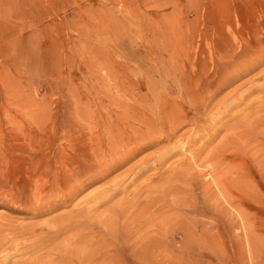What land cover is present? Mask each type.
<instances>
[{
  "label": "rangeland",
  "instance_id": "374dc122",
  "mask_svg": "<svg viewBox=\"0 0 264 264\" xmlns=\"http://www.w3.org/2000/svg\"><path fill=\"white\" fill-rule=\"evenodd\" d=\"M263 104L264 0H0V264L38 263L75 234L36 243L49 221L89 208L91 193L158 157L163 170L146 168L114 199L141 210L103 238L72 244V264H264V128L244 127ZM156 117L166 124L159 142L35 215L45 204L35 196L46 198L64 166L57 155L91 163L114 136ZM219 146L223 161L211 158ZM194 154L230 206L203 197L205 171L176 175Z\"/></svg>",
  "mask_w": 264,
  "mask_h": 264
},
{
  "label": "bare ground",
  "instance_id": "6f19581e",
  "mask_svg": "<svg viewBox=\"0 0 264 264\" xmlns=\"http://www.w3.org/2000/svg\"><path fill=\"white\" fill-rule=\"evenodd\" d=\"M243 62H245V60L241 61L240 63H242L243 70H244L247 66H249V64L247 65L246 62L243 64ZM226 67H228V66H226ZM258 79L259 78L255 79V81H257ZM253 89H254V87H252V90ZM256 89H254V90H256ZM237 101H239V100H237ZM234 102H236V101L233 100L231 103H234ZM257 111H256V113H254V115H252V116L250 115V119H246L245 118L246 119L245 121L248 120V122H247V125L245 124L246 126L244 125V127H246V129H247L249 134L250 133L256 134L258 131H260L261 128L262 129L264 128V104H263L262 109L260 111H258V112ZM244 116L246 117V115H244ZM139 117L141 118V116H139ZM242 119H243V117H242ZM250 120H252V121H250ZM244 123H242V124H244ZM165 125H166L165 121L163 119H161V118H158V117H156V119H152L151 118V119L139 120L138 121V126L139 127L142 126L141 129H139V128L136 129V131L134 133L130 134V135H128L129 133L126 134V133L122 132L121 134L117 135V136H119L118 138H116L117 136H114L112 141H110L108 139L110 142H109V144H105V148H104L105 151L103 152V154H105V155L104 156L102 155L100 157L99 156L98 157H94L93 156L95 158V160L93 161L92 160L93 158H92L91 159L92 160L91 163L80 162L79 159L76 160V159H73V158H72V160H70L68 157H71V156H68V155L66 156L64 153L62 154V152H61L60 155L56 156L54 161H55V163H58L60 165H64L65 167L63 166V168L60 169V170L56 169V170H58V172H56V173L54 172L55 174L54 173H52V174L50 173L51 176H53V174H54L55 177H54V179H51L53 181H50V185L47 188V192H49V193L46 192L47 194H44V196L46 195V198L43 196L45 199H39V195L35 196V199H36L35 202L39 203V201L42 200L45 203V204H43L44 207L42 209L41 208H39L40 210L39 209H37V210L35 209V215H41L43 213V210H44L45 207H46L45 209H48V208L53 209V208H57L59 206H63L67 202V201H65V199L69 200L81 188L82 181L89 180V179H98V178H101V177L109 174L111 171H113L114 169L118 168L120 165L126 163L130 159V157L133 156L135 153H137L139 150H141L142 148L144 149L145 146L151 145V144H155L156 142H159L162 137L160 138V136L157 135V134L164 133V126ZM143 126H145V128H143ZM244 127L241 128V130L242 129L245 130ZM200 128H202V127H200ZM238 130H240V129L238 128ZM115 132L116 131H113L111 133L113 134ZM196 134L197 133H195L194 135H196ZM242 134H243V132H242ZM258 135H259V133H258ZM192 136H190V137L192 138ZM163 137H165V136H163ZM195 137H194V139H195ZM89 139L92 140L91 137H89L88 140ZM253 139H256V137L253 138ZM108 140H106V141H108ZM191 140H193V139H191ZM236 140H237V138H236ZM251 141H253V140H251ZM256 141H258V139ZM244 142H246V141H244ZM240 143H242V142H240ZM244 144H246V143H244ZM245 147H244V149H245ZM72 148L73 147H71V149H69V150H72ZM233 148H236L235 144H234ZM174 149L175 148H173V150ZM216 149H215V151L213 150L214 152L211 153V154H213V155H211L212 159H217L218 160L219 158H221V161H223V160H225L228 157L227 156L228 149H227L226 146H219L218 148L216 147ZM244 149H243V151H244ZM171 151H172V149H171ZM183 151L185 152V148L183 149ZM199 151H197V152L199 153ZM88 153H89V151H88ZM166 153H168V152H166ZM194 155H195L196 158L191 155V157L189 159L190 163L193 162L192 163L193 165H191L192 169H189L187 172H184V171L180 172L179 171V172L176 173V175L179 176V177H184V178L188 177V176L190 177L191 174H192L191 171L194 170V168L198 169V171L200 172L199 173L200 175H201L202 171H205L204 179L205 180H209L210 179L211 181H209L208 186L203 188V193H202L203 197L205 199H207V200L208 199L209 200L212 199L213 201L212 200L211 201L213 203L217 202L219 206H221L220 204H224L225 206H230V203H229V200H228L229 198H228L227 192L225 191V188L221 187L212 178V176L210 174V171H209V166H208V164L206 165V163H207L206 161L210 160L209 159L210 158V154H208L207 156L206 155L205 156L202 155V157H204L202 159H204V162H206L205 166H203L202 164H198V162L196 161L197 157H198V154H197V156H196V154H194ZM199 158H200V156L198 157V160H199ZM262 158H264V157H262ZM66 160H67V162H66ZM146 160L148 162V159H144V160L140 161V163L135 168H133L132 170H129L127 173H125V175L123 177L115 179L110 184H108L107 188H103V189L100 188V190L96 191L95 193L94 192L91 193L84 200V202L82 201V204L88 206L89 208L82 209V210L79 209L80 211L77 210L78 211L77 213L75 212L74 215L70 214L69 217H67V218H65L64 216L63 217L59 216L56 219H53L52 222L49 221V223H50L49 225H48V222H46L47 225H48V229L42 231L39 236L33 238V240H35L36 243H54L56 239H58V238H60L62 236H63V240H64V235L67 232H69V231H74L75 234H73L72 236L69 235L70 237H67L65 239V241L61 242V244L58 243L59 245H57V246L54 245V244H57V242L54 243L53 245L55 247L53 246V248H52V250L50 252H47L48 250H46L45 251V252H47V253H45L46 255L43 254L45 256H43V258H41V259H38V263L36 262L37 261L36 260L35 261L36 263L34 262V264H72V261H73L72 257L75 255V251L71 250V247H70V246H72V244L87 243L88 240L95 239L96 237L103 238L106 234H110L111 232L114 231V226H115V224H116L118 219H126L127 215H130V214L132 215L134 213V211L139 208V205H140L139 202H137L135 200L136 202H134V203H126V201H119L117 203H114V201H115L114 199H116L118 196H120V195H122L124 193H127L128 188L131 185L132 181L133 180L135 181V179H138L141 176V174L144 172V170H146V168L151 166V167H154V169H157L159 171L163 170V169L160 168V167L163 168V165H162L163 163L162 162L164 161L163 159H162L163 161L161 160V157H160V159L158 157V159H155L153 162H151V165H148L146 163ZM217 160H215V161L217 162ZM81 161H84V160L81 159ZM219 163H220V161H219ZM48 169H49V167H46V171L44 170L39 176L45 177L46 176V172L48 173ZM219 176H220V179L222 180V182L225 183V179H224V176H226L225 172L224 171H219ZM46 184H48V183L46 182ZM147 191H149V190H147ZM156 191L158 192V190L155 188V192ZM61 193L63 194V196L58 197L59 194L61 195ZM157 196H158V194H157ZM137 197H139L138 194H137ZM63 198H65V199H63ZM135 198H136V196H135ZM140 198L143 199V197H139V199ZM146 199H148V198H146ZM49 200H52V202H51L52 204H48V202L46 203V201H49ZM164 200L165 199L162 196L161 198L157 199V203L159 204V203L163 202ZM138 201H140V200H138ZM145 201L147 202V200H144V202ZM127 202H129V201H127ZM130 202H132V201L130 200ZM217 203H215V204H217ZM159 206L157 208H159ZM81 207H83V206H81ZM77 208H78V205H77ZM101 208H103V209L105 208V209H104V211L101 210L102 212L98 213L97 210L99 211ZM141 208H142V205L139 208V210H141ZM144 209H146V207ZM154 209H155V207H154ZM1 211L2 210H0V213H1ZM92 211L97 212V214L96 213L94 214V212L92 213ZM148 213H149V211H148ZM150 214H147V215L149 216ZM145 216H146V214H145ZM150 216L148 217V219H150ZM143 219L145 221L146 218H144V216H143ZM131 220L132 219L130 218V222H131ZM144 223H146V222H144ZM139 226H140V224H139ZM145 227H143V228H145ZM163 231H165V229ZM154 234H156V232ZM125 237H126V235H125ZM144 237L145 238H143V236H142V239H140V240L142 241L144 239V242H145V240L147 241L146 238L147 237L149 238V236L146 237V235H145ZM125 241H126V239H125ZM141 241H140V243H141ZM58 242H60V240ZM82 246H84V245L82 244ZM109 247H110V245H109ZM86 250H87V247H86Z\"/></svg>",
  "mask_w": 264,
  "mask_h": 264
}]
</instances>
